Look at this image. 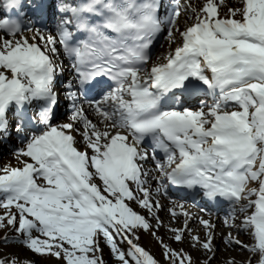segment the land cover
I'll list each match as a JSON object with an SVG mask.
<instances>
[{
	"label": "snow or ice",
	"instance_id": "obj_1",
	"mask_svg": "<svg viewBox=\"0 0 264 264\" xmlns=\"http://www.w3.org/2000/svg\"><path fill=\"white\" fill-rule=\"evenodd\" d=\"M6 145L0 264H264V0H0Z\"/></svg>",
	"mask_w": 264,
	"mask_h": 264
},
{
	"label": "rangeland",
	"instance_id": "obj_2",
	"mask_svg": "<svg viewBox=\"0 0 264 264\" xmlns=\"http://www.w3.org/2000/svg\"><path fill=\"white\" fill-rule=\"evenodd\" d=\"M6 153H7V152H6V148L4 147V151H0V155H4V154H6ZM7 154H8V153H7ZM142 243H143L146 247H148V248H150L152 251H154V252L157 254V256H159V254H160V248H159L158 244L154 241V239H153L152 237H150V236H148L147 234H145V235L143 236ZM2 248H3V246L0 245V249H2ZM238 252H239V249L235 250L234 253H233L232 255H236ZM194 255L199 256L198 253H194ZM214 264H219V261H214Z\"/></svg>",
	"mask_w": 264,
	"mask_h": 264
},
{
	"label": "bare ground",
	"instance_id": "obj_3",
	"mask_svg": "<svg viewBox=\"0 0 264 264\" xmlns=\"http://www.w3.org/2000/svg\"><path fill=\"white\" fill-rule=\"evenodd\" d=\"M10 158V156H7V155H5L4 157H3V159H5V160H8ZM3 159L0 161V162H3ZM222 219V218H221ZM222 247V246H221ZM234 252H232L231 253V255L233 254ZM240 253L238 252L236 255L238 256ZM223 255H225V254H221V258L223 257ZM244 256H247L248 254L247 253H244L243 254Z\"/></svg>",
	"mask_w": 264,
	"mask_h": 264
}]
</instances>
